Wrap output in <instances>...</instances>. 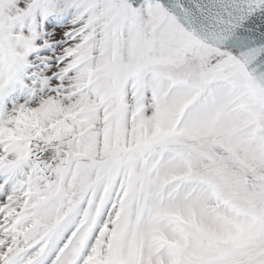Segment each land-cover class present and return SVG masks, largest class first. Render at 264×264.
<instances>
[{"label": "snow or ice", "instance_id": "6c2138e0", "mask_svg": "<svg viewBox=\"0 0 264 264\" xmlns=\"http://www.w3.org/2000/svg\"><path fill=\"white\" fill-rule=\"evenodd\" d=\"M0 264H264V0H0Z\"/></svg>", "mask_w": 264, "mask_h": 264}]
</instances>
